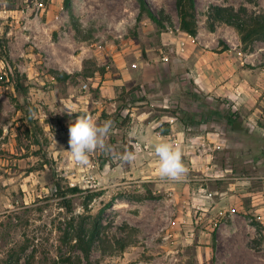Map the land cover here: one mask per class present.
Segmentation results:
<instances>
[{"label": "rangeland", "instance_id": "obj_1", "mask_svg": "<svg viewBox=\"0 0 264 264\" xmlns=\"http://www.w3.org/2000/svg\"><path fill=\"white\" fill-rule=\"evenodd\" d=\"M215 6L264 15L195 0L191 36L175 0H0V264H264V38L211 29ZM210 68L235 96L195 87ZM80 115L111 121L87 165L67 152ZM161 141L181 181L159 175Z\"/></svg>", "mask_w": 264, "mask_h": 264}, {"label": "clouds", "instance_id": "obj_2", "mask_svg": "<svg viewBox=\"0 0 264 264\" xmlns=\"http://www.w3.org/2000/svg\"><path fill=\"white\" fill-rule=\"evenodd\" d=\"M111 129V121H105L103 125H97L89 115H80L76 117L73 123L69 124V152L75 162L81 165H87L89 162L88 154L94 150H103L105 137ZM52 143L57 150V142L53 138ZM154 154L158 158L159 175L162 178H168L172 181H181L185 176L187 169L181 159L179 148L171 143L161 141L153 145ZM57 151H65L62 148ZM121 159L125 162L133 161L135 155L132 152L122 154Z\"/></svg>", "mask_w": 264, "mask_h": 264}, {"label": "trees", "instance_id": "obj_3", "mask_svg": "<svg viewBox=\"0 0 264 264\" xmlns=\"http://www.w3.org/2000/svg\"><path fill=\"white\" fill-rule=\"evenodd\" d=\"M69 0H63V4L67 5ZM175 7L178 15L179 28L191 35L195 36L197 32L196 26V12H195V0H175ZM148 18L159 23V18L149 9H147ZM216 22L225 23L232 26L238 32L240 42L244 45H249L252 42L264 38V15L257 13H247L245 8L234 10L233 8H225L215 6L212 7L208 26L212 29ZM8 66V59H3ZM91 74V73H90ZM14 84L20 87L21 84L16 79ZM128 152H132L129 150ZM74 190L77 188L74 187ZM94 235V229H90V235L87 240H84L80 236L78 237V244L88 257V244ZM126 243H121V247H124Z\"/></svg>", "mask_w": 264, "mask_h": 264}, {"label": "crops", "instance_id": "obj_4", "mask_svg": "<svg viewBox=\"0 0 264 264\" xmlns=\"http://www.w3.org/2000/svg\"><path fill=\"white\" fill-rule=\"evenodd\" d=\"M195 74L192 72L190 76L193 78V82L195 84V87L200 90L203 94L207 92H213L216 96L222 95L226 96L228 98L235 96V90L239 88V86L233 88L232 82L228 80L229 78L224 75L223 71L215 70L214 68H210L209 70H206L204 73L197 72ZM185 81H177V79L172 80V86L174 88L181 87V84H183ZM234 83V82H233ZM227 86V87H226ZM235 87V86H234ZM206 95V94H205Z\"/></svg>", "mask_w": 264, "mask_h": 264}]
</instances>
